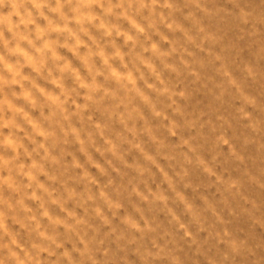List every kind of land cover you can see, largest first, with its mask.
Returning <instances> with one entry per match:
<instances>
[{"label": "rangeland", "instance_id": "rangeland-1", "mask_svg": "<svg viewBox=\"0 0 264 264\" xmlns=\"http://www.w3.org/2000/svg\"><path fill=\"white\" fill-rule=\"evenodd\" d=\"M0 264H264V0H0Z\"/></svg>", "mask_w": 264, "mask_h": 264}]
</instances>
